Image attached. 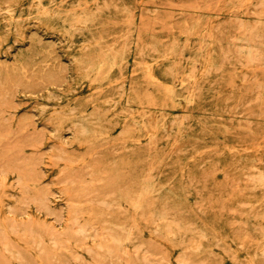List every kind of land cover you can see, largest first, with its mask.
<instances>
[{"label": "rangeland", "instance_id": "1", "mask_svg": "<svg viewBox=\"0 0 264 264\" xmlns=\"http://www.w3.org/2000/svg\"><path fill=\"white\" fill-rule=\"evenodd\" d=\"M0 264H264V0H0Z\"/></svg>", "mask_w": 264, "mask_h": 264}, {"label": "bare ground", "instance_id": "2", "mask_svg": "<svg viewBox=\"0 0 264 264\" xmlns=\"http://www.w3.org/2000/svg\"><path fill=\"white\" fill-rule=\"evenodd\" d=\"M8 5H9V4H8ZM133 108H134V107H133ZM158 116H159V114H158ZM167 121H168V120H167ZM167 127H168V126H167ZM167 127H166V128H167ZM250 175H251V174H250ZM254 177H255V176H254ZM256 179H257V178H256ZM195 184H197V183H195ZM135 204H136V203H135ZM169 233H170V231H169ZM182 257H183V256H182ZM180 258H181V257H180Z\"/></svg>", "mask_w": 264, "mask_h": 264}]
</instances>
